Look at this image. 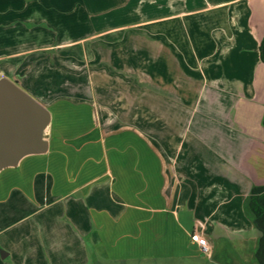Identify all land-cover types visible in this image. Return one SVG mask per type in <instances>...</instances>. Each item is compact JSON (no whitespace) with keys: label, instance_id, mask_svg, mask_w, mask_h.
I'll return each instance as SVG.
<instances>
[{"label":"crops","instance_id":"1","mask_svg":"<svg viewBox=\"0 0 264 264\" xmlns=\"http://www.w3.org/2000/svg\"><path fill=\"white\" fill-rule=\"evenodd\" d=\"M263 38L264 0H0V77L50 113L0 171V264H262Z\"/></svg>","mask_w":264,"mask_h":264},{"label":"water","instance_id":"2","mask_svg":"<svg viewBox=\"0 0 264 264\" xmlns=\"http://www.w3.org/2000/svg\"><path fill=\"white\" fill-rule=\"evenodd\" d=\"M50 113L15 81L0 77V171L48 148Z\"/></svg>","mask_w":264,"mask_h":264},{"label":"trees","instance_id":"3","mask_svg":"<svg viewBox=\"0 0 264 264\" xmlns=\"http://www.w3.org/2000/svg\"><path fill=\"white\" fill-rule=\"evenodd\" d=\"M260 58L264 62V38L259 44ZM244 208L248 213L255 227L260 231L261 235L258 242L256 256L262 264H264V185L254 186L249 196L244 202Z\"/></svg>","mask_w":264,"mask_h":264},{"label":"rangeland","instance_id":"4","mask_svg":"<svg viewBox=\"0 0 264 264\" xmlns=\"http://www.w3.org/2000/svg\"><path fill=\"white\" fill-rule=\"evenodd\" d=\"M34 98V97H33ZM104 258H102L100 255H94L92 257V260L90 262V264H202V262H198V261H159V262H155V261H150V260H146V261H126V262H120V261H109L107 259L103 260Z\"/></svg>","mask_w":264,"mask_h":264},{"label":"built area","instance_id":"5","mask_svg":"<svg viewBox=\"0 0 264 264\" xmlns=\"http://www.w3.org/2000/svg\"><path fill=\"white\" fill-rule=\"evenodd\" d=\"M191 240L193 242H195V244L198 246L199 250L203 253V254H209L210 252V246L207 243V240L202 237V236H198L196 234L191 235Z\"/></svg>","mask_w":264,"mask_h":264}]
</instances>
